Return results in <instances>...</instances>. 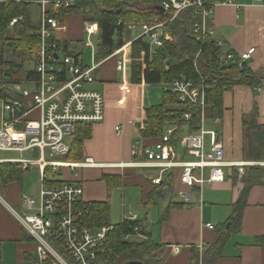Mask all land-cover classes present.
I'll list each match as a JSON object with an SVG mask.
<instances>
[{
	"label": "crops",
	"instance_id": "crops-1",
	"mask_svg": "<svg viewBox=\"0 0 264 264\" xmlns=\"http://www.w3.org/2000/svg\"><path fill=\"white\" fill-rule=\"evenodd\" d=\"M233 3L214 7L212 18L208 22L212 30L211 37L214 40H224L237 53L254 48L248 68L252 72L263 73L264 4L257 0H233ZM35 4L39 5L38 1ZM85 24L80 10L67 13L54 36L60 42L67 43L73 53L80 54L82 63L87 65L82 52L76 50L77 45L86 42ZM126 30L124 28V43L121 47L98 61L94 56V63L97 62V65L90 87L103 96L104 119L100 123L89 125L90 137L83 140L81 156L91 157L95 163L104 164L95 168L104 169L98 180L104 183L105 198L100 188L97 195L90 196L93 184H86L91 191L87 194L90 198L83 197V200L90 202L108 199L111 211L112 193L115 189L124 186L139 189V195H136L139 204L155 206L156 214L138 211L127 214L122 210L119 222L123 218L138 220L145 237L158 246L159 264H264V245L257 242V238L264 237V78L260 80L259 86L238 83L225 91L221 100L222 110L217 117L211 116L207 109L204 110L203 123L209 119L212 126L211 129L204 130L218 133L223 145L224 161L229 164L223 167V180L205 183L200 187H188L179 181L178 168L161 171L160 168L141 164L144 159L141 148L152 145L140 136L145 108L158 104L164 90L159 83L152 85L132 81L131 42L138 32L126 41ZM96 32L98 38L95 26L93 35ZM93 54L95 55V49ZM118 60L122 62L120 69L117 68ZM151 92L153 96L150 95ZM253 114L263 131L262 157L259 160L247 155L248 139L244 121ZM116 126L120 127L119 131H116ZM170 127H175L172 139H176L174 143L180 158L189 160L183 139L186 134H190L187 125L184 124L177 134V122L171 121L166 129ZM71 142L72 138L70 144ZM135 146L136 151L133 152ZM119 163L124 166H111ZM230 164H242L243 174L239 176L238 166ZM82 169L80 175L67 178V181L83 183L85 177ZM104 174L119 177L120 185L111 188L109 194L106 181L102 178ZM205 174H208V169ZM97 176L94 172L95 180ZM153 184L158 185L155 200L147 203ZM22 189L21 180L5 186L0 183L1 196L5 201H0V262L6 248L14 251L16 264H28L34 256V241L11 211L29 212L23 202L25 197L32 196L24 195ZM244 189H247L245 206L239 222H235L234 205ZM123 193L126 197L130 196L125 190ZM207 224L213 225V228H208ZM219 239H222L220 253L213 256L212 249Z\"/></svg>",
	"mask_w": 264,
	"mask_h": 264
},
{
	"label": "built area",
	"instance_id": "built-area-1",
	"mask_svg": "<svg viewBox=\"0 0 264 264\" xmlns=\"http://www.w3.org/2000/svg\"><path fill=\"white\" fill-rule=\"evenodd\" d=\"M73 1L38 0L40 10L36 33L39 42L33 63L38 77L26 83L14 84V92L10 97H0V151L28 152L29 155L28 158H2L0 163L18 164L22 170L35 166L40 178L38 201L24 198L23 206L29 212L11 209L35 244L34 256L29 264H94L109 232L113 230V224L96 228L89 226L81 183L57 178L64 167L72 171L104 166L95 163L91 157L77 162L57 159L67 155L70 139L79 126L93 125L104 119L103 96L90 87L97 62L92 66L84 65L80 54L71 52L54 36L60 24L55 16L62 7L71 6ZM257 2L264 4V0ZM158 4L168 16L166 19L155 15L147 22L128 23L125 26L127 30L139 31L134 40L143 38L148 43L149 55L163 46L164 42L173 40L165 27L178 14L190 12L197 18L191 24L190 31L193 39L202 44L205 37L212 35L208 22L214 7L234 3L233 0H160ZM49 7L52 9L49 10ZM18 18H14L11 23ZM120 23L117 20L116 24ZM94 31L95 24L87 22L85 33L91 48H94L90 40ZM214 42L219 48L221 65L234 63L242 67L248 64L254 52V48H249L237 53L222 39ZM200 53L199 48L193 61L197 72L196 60ZM121 66L122 62L118 60L117 68ZM206 89L207 86L202 82L196 83L184 76L165 85L163 90L176 94L181 103L188 102L200 109V129L183 137L189 160L180 158L176 143L172 142L175 127H170L157 142L141 148L144 157L142 166L160 168L161 171L178 168L179 181L188 187H200L205 183L223 180V167L229 163L224 161L222 142L216 131L203 128ZM190 118V112L181 115L183 120ZM115 129L119 131L120 127L116 126ZM205 135H209L208 142L205 141ZM230 165L238 166L239 176L243 174L242 164ZM111 166L123 167L124 164ZM207 169L208 174H205ZM0 201L5 203L1 195ZM206 226L213 228L211 224ZM133 230L135 236L127 234L125 239L143 237L141 226H134Z\"/></svg>",
	"mask_w": 264,
	"mask_h": 264
},
{
	"label": "trees",
	"instance_id": "trees-1",
	"mask_svg": "<svg viewBox=\"0 0 264 264\" xmlns=\"http://www.w3.org/2000/svg\"><path fill=\"white\" fill-rule=\"evenodd\" d=\"M38 0H2L0 1V97H10L7 91L10 85L22 84L37 79L33 67L23 69L22 62L4 58L3 49L15 51L22 61L32 62L33 53L36 51L39 38L36 33L38 21L31 20L30 5ZM160 0H74L69 7H62L57 20H63L67 13L81 11L84 22L95 23L98 29L97 44L95 47V60H100L110 55L116 48L121 47L123 31L128 23H142L149 21L158 15L160 19L168 16L159 10ZM21 18L19 19L18 17ZM14 18L16 22L11 23ZM120 20V25H117ZM197 18L190 12H182L172 21L166 24L165 30L172 36V41L164 42L163 46L157 48L149 55L148 43L143 38H137L131 42L132 67L131 77L134 82L146 84L159 83L162 86L171 83L174 79L184 76L193 79L196 83L207 86L205 109L213 117H217L222 108L221 100L225 91L230 90L233 85L248 83L261 85L260 80L264 78V72H252L248 65L238 67L234 63L220 64L218 57L219 48L214 39L207 36L200 44L192 37L190 27ZM68 47L67 43H63ZM201 49L200 56L196 60L197 72L193 61L195 53ZM174 59V63H169ZM221 65V66H220ZM33 66V63H32ZM20 71V74L18 73ZM191 113L189 120L181 119L183 113ZM200 109L191 103H181L176 94L168 91L162 92L161 101L158 104L145 108V118L140 130V136L144 141L154 144L163 135L166 126L171 121L177 122L175 133H179L184 124L187 125L189 133H195L200 129ZM79 126L72 137L69 152L66 157L69 161L77 162L81 157L83 140L90 137V126ZM245 134L248 139L247 155L251 159L259 160L262 157L263 131L256 123L254 114L244 121ZM173 137L172 142H175ZM148 146V145H147ZM145 146V147H147ZM150 146V145H149ZM22 170L18 164L0 163V183L5 186L10 182L19 181L22 178ZM106 181L107 192L111 188L119 186V177L102 175ZM156 184L147 196V203L155 200ZM160 193V191H159ZM158 193V195H160ZM247 189L234 205L233 221L239 222L241 212L245 206ZM88 215L86 222L91 227H100L112 224L110 222V205L108 199L105 201L85 202ZM134 226H141L138 220L123 219L113 224V230L109 232L103 249L98 253L94 264H124L129 260H139L144 264H159L160 252L158 246L141 233L143 237L125 239V235H134ZM259 244L264 245V237L257 238ZM222 239H219L212 255L220 253ZM29 264V263H28Z\"/></svg>",
	"mask_w": 264,
	"mask_h": 264
},
{
	"label": "rangeland",
	"instance_id": "rangeland-1",
	"mask_svg": "<svg viewBox=\"0 0 264 264\" xmlns=\"http://www.w3.org/2000/svg\"><path fill=\"white\" fill-rule=\"evenodd\" d=\"M30 13H31V20L32 21H36L39 18V10H40V6L38 4H32L30 5ZM131 32V33H130ZM139 32L138 30L135 31H128L126 30L125 33V40L128 41L129 39H131L134 35H136V33ZM91 43L93 44L94 48H91L90 45L87 42V35H84V43H82L81 45H77V49L78 51L82 52L83 55V59L84 62L87 65H92V63L95 62L94 60V49L96 47L97 44V32L94 35H91L90 37ZM87 43V44H86ZM75 50V51H76ZM4 51V58L6 60H14L17 63L22 62L23 64V69L28 70L31 69L32 63H34L35 61V51L33 53V60L32 62L29 63V61H27V59H24L22 61V59L20 58V56L15 52L12 51L11 49H3ZM71 52H73L70 49ZM7 69V66L2 67V65L0 64V76L2 73V69ZM20 74V71L18 72ZM155 85V84H152ZM13 85H10L7 89V91L10 94H13L14 89L12 87ZM160 86V84H159ZM161 87V86H160ZM165 85L162 86V88H164ZM151 96H153L154 94L151 92L150 94ZM206 111V110H205ZM205 123H203V128L205 129H211L212 126L210 125V121L209 119H207L206 121H204ZM209 139V135H205V141H207ZM28 152H23V153H19V152H6V151H0V159L2 158H28ZM85 157L81 156L79 158V161H83ZM58 160H63V161H67V157L66 156H60L57 157ZM81 169L82 168H77L75 170H70L67 167L61 168V172L60 174L57 175L58 179H64L67 180V178H72V177H76L78 175H80L81 173ZM84 171V177L85 180L82 183L81 181V185L83 187V191L84 194L82 195V197H84V199H89L90 197L87 196L88 193H90L92 191V194H90V196H95L98 194L99 192V188H100V192H102L104 198H105V187H104V183L100 180H98L99 178V174L101 171H103L104 169H100V168H95V167H89V168H83L82 169ZM82 171V172H83ZM95 172V174L97 176V179L95 180L93 178V173ZM76 173V174H75ZM81 179V178H80ZM79 180V179H78ZM21 182H22V192L24 193V195H30L32 196V198L36 201H38V195H39V190H40V178H39V173L38 170L36 169L35 166H31L30 168L26 169L23 171L22 174V178H21ZM86 184H93L91 185L90 189H92L91 191H89L90 189H87V187L85 186ZM126 191L127 194H130V196L126 197L124 196L123 191ZM0 195H3L0 191ZM139 195V189L133 188V187H121L120 189H115L112 193V199H111V211H110V222L112 224H116L119 222L120 217L122 216V210L124 213H132V211L134 212H148L149 214H152L155 212L156 214V209L155 206H142V204H139L138 201V197ZM136 196V197H135ZM137 209V210H136ZM15 210H17L15 208ZM26 212V211H25ZM126 214V215H127ZM3 254L1 255V262L0 264H16L15 262V254L14 251H12V249L10 248H6L4 249V251L2 252Z\"/></svg>",
	"mask_w": 264,
	"mask_h": 264
},
{
	"label": "water",
	"instance_id": "water-1",
	"mask_svg": "<svg viewBox=\"0 0 264 264\" xmlns=\"http://www.w3.org/2000/svg\"><path fill=\"white\" fill-rule=\"evenodd\" d=\"M158 9L161 10V8H158ZM168 62L174 63V59H169ZM34 155H36V150H34ZM124 264H144V263L139 261V260H129V261L125 262Z\"/></svg>",
	"mask_w": 264,
	"mask_h": 264
}]
</instances>
